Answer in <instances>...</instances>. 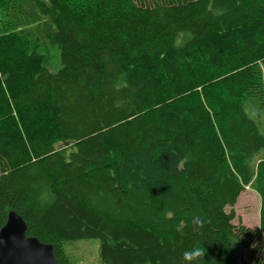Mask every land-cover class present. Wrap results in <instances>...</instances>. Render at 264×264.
Segmentation results:
<instances>
[{"label": "trees", "instance_id": "obj_1", "mask_svg": "<svg viewBox=\"0 0 264 264\" xmlns=\"http://www.w3.org/2000/svg\"><path fill=\"white\" fill-rule=\"evenodd\" d=\"M4 11L48 20L61 68L0 20V230L16 212L58 264L82 242L99 243L100 264H186L194 247L196 264H237L232 240L264 264V0ZM247 187L260 230L234 224Z\"/></svg>", "mask_w": 264, "mask_h": 264}, {"label": "rangeland", "instance_id": "obj_2", "mask_svg": "<svg viewBox=\"0 0 264 264\" xmlns=\"http://www.w3.org/2000/svg\"><path fill=\"white\" fill-rule=\"evenodd\" d=\"M5 0H0V8H4ZM19 23L18 30L28 38L29 48L32 52L38 53L44 64L52 71L57 72L61 68V59L57 46L50 38V24L43 19L39 23L16 18V14L8 11L0 12V20H5L8 16ZM14 22V21H13ZM201 88L199 89V91ZM202 91V90H201ZM19 125L18 120H16ZM1 124V123H0ZM57 148L65 153L71 151L70 146L59 144ZM264 156V155H263ZM236 213L235 225L240 221L248 228L260 230V210L261 199L256 191L247 187L241 194L237 205L234 208ZM230 211V209H228ZM230 250L233 253L237 264H252L248 249L236 240L230 242ZM76 264H100L99 243L82 242L67 248Z\"/></svg>", "mask_w": 264, "mask_h": 264}, {"label": "water", "instance_id": "obj_3", "mask_svg": "<svg viewBox=\"0 0 264 264\" xmlns=\"http://www.w3.org/2000/svg\"><path fill=\"white\" fill-rule=\"evenodd\" d=\"M27 233L24 219L10 212L0 230V264H58L53 246Z\"/></svg>", "mask_w": 264, "mask_h": 264}, {"label": "clouds", "instance_id": "obj_4", "mask_svg": "<svg viewBox=\"0 0 264 264\" xmlns=\"http://www.w3.org/2000/svg\"><path fill=\"white\" fill-rule=\"evenodd\" d=\"M202 250L199 248H192L190 250H186L183 253V260L186 264H196V262L202 257Z\"/></svg>", "mask_w": 264, "mask_h": 264}]
</instances>
